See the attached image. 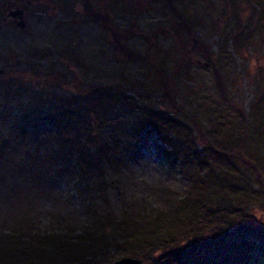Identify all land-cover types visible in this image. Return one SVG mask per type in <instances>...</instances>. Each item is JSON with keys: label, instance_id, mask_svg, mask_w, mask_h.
<instances>
[{"label": "rangeland", "instance_id": "obj_1", "mask_svg": "<svg viewBox=\"0 0 264 264\" xmlns=\"http://www.w3.org/2000/svg\"><path fill=\"white\" fill-rule=\"evenodd\" d=\"M248 1L60 0L59 9L37 14L25 32L0 31V241L37 234L38 245H57L55 264H111L125 256L127 244L113 230L91 235L90 227L122 217L135 225L154 209L172 210L174 203L181 209L203 191L209 182L190 170L226 159L214 146L230 150L228 141L244 134L251 105L264 93V24L256 25ZM96 13L107 14L113 33ZM116 42L130 55H121ZM167 73L174 74L171 86ZM58 100L75 113L71 135L94 132L101 142L88 147L99 167L87 166L83 181L49 162L55 138L46 135L47 121L38 119L34 131L21 126L24 113L37 108L42 118L59 113L52 106ZM195 121L206 125L211 146L192 132ZM165 139L175 146L167 152ZM259 151L261 181L252 180L253 190L264 185V145ZM250 211L264 235V206ZM200 226L177 231L170 246L207 240L212 229ZM126 256L161 264L149 253ZM244 264L264 261L257 256Z\"/></svg>", "mask_w": 264, "mask_h": 264}, {"label": "trees", "instance_id": "obj_2", "mask_svg": "<svg viewBox=\"0 0 264 264\" xmlns=\"http://www.w3.org/2000/svg\"><path fill=\"white\" fill-rule=\"evenodd\" d=\"M261 1H248L249 7L255 8L259 16L256 25L260 22L264 24V7ZM106 15L95 14L96 17L100 18L101 23L110 35V33H113V29L105 22ZM115 44L116 47L120 48L121 55H130L127 49H122L119 42ZM173 75L168 73L163 75L167 82L166 86L173 85ZM217 78L219 82L222 80L219 74H217ZM121 100L126 102L123 97L119 98V102ZM69 103L66 100H58L53 103L52 106L63 115H59L57 112L56 114L49 113L45 118H42L43 114H41L40 108H34L36 110H33L31 114L24 113L21 126L22 128L26 125L32 126L30 129L34 131L36 128L34 124L38 122V119L41 118L45 123L48 122L49 128L46 135L55 138L52 147H49L47 151V153L49 152V162L58 163V167L54 170L65 169L70 174L77 172V177L80 180L87 179L86 167H99V156L90 153L88 147L99 145L101 142L96 139L94 132L86 138L79 136L81 134H77L80 132H77L75 136L71 135L75 113L71 112V108H67L70 105ZM102 105L100 104V106ZM108 109H110L109 104L105 107V110ZM250 112V116L245 118L247 124L244 126V134L241 133L238 140L235 139V142H232L233 139L230 142L228 141L226 147L230 150L226 151L224 147L214 146V154L219 153L226 157L222 163L209 165L211 168L208 165L205 168L196 164V169L190 170V173L200 183L207 185L209 182V185L203 191H195L191 202L187 201L186 203L183 201L181 209H178V207L175 209L176 203H174L172 210L167 208L154 209L151 214L153 216L135 225L127 223L123 217L117 221L106 219L89 228L92 231L91 235H97L94 234L96 231L110 234V231L113 230V232L120 235L123 244H127L125 245L127 248L123 246V252L121 251L123 255L149 253L153 260L161 261V264H167L168 261L175 262V264H244L255 257L252 254L254 250H257L264 257V235L260 228L255 225L256 218L250 214L252 206L257 205L261 208L264 206V185H259L256 190L251 188L253 185L252 180L261 181L257 172L256 164L258 163L256 160L259 161L260 157L259 146L264 145V93L260 94L252 103ZM147 123L150 124V121H147ZM205 127L206 125L202 122L195 121L193 122L192 132L196 130L203 145L211 146V143L204 139ZM89 133L90 131H88ZM188 133H191V131ZM178 138L183 139L179 136ZM172 142H174L172 139L164 140V146L167 147L166 150L163 149L165 152L175 147ZM248 150L251 154H248ZM189 155L191 157L195 156V161L199 159L197 153L192 154L190 152ZM200 162L198 161V163ZM224 176L226 178L221 179ZM201 222L205 225V229L206 227L212 229V234H208L206 237L208 241L197 243V240H194L197 245L170 246L169 239H174L177 231L199 232L202 228L200 226ZM64 234H69L68 230L64 233L53 231L50 234H45L42 239L48 240L52 239L51 237ZM254 240L257 241V249L252 251L251 249L255 245L252 242ZM137 245H141L139 246L141 248ZM49 246L38 245L37 234H30L27 237L12 234L5 241H0V264H55L54 257L58 259L59 255L51 251L55 250L57 245L53 243ZM98 246L101 248L103 245L99 244ZM60 256L62 259L65 258V255ZM39 257L41 259L36 260Z\"/></svg>", "mask_w": 264, "mask_h": 264}, {"label": "flooded vegetation", "instance_id": "obj_3", "mask_svg": "<svg viewBox=\"0 0 264 264\" xmlns=\"http://www.w3.org/2000/svg\"><path fill=\"white\" fill-rule=\"evenodd\" d=\"M61 6L60 0H0V31H7L11 27L25 32L32 19L38 18L37 14L49 13ZM2 73L3 68H0V74Z\"/></svg>", "mask_w": 264, "mask_h": 264}, {"label": "water", "instance_id": "obj_4", "mask_svg": "<svg viewBox=\"0 0 264 264\" xmlns=\"http://www.w3.org/2000/svg\"><path fill=\"white\" fill-rule=\"evenodd\" d=\"M140 260V261H139ZM136 259L130 256H123L121 258H119L118 260H115L113 263L111 264H141V259Z\"/></svg>", "mask_w": 264, "mask_h": 264}]
</instances>
